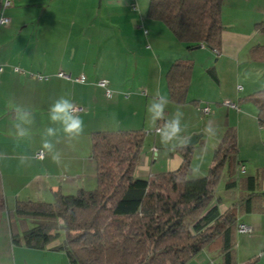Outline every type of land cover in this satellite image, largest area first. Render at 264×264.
<instances>
[{
    "label": "crops",
    "instance_id": "obj_1",
    "mask_svg": "<svg viewBox=\"0 0 264 264\" xmlns=\"http://www.w3.org/2000/svg\"><path fill=\"white\" fill-rule=\"evenodd\" d=\"M7 1L2 9L4 0H0V9L9 18L7 25L0 26V175L9 212L16 201H51L55 192L74 194L93 189L96 172L90 136L97 130L148 129L153 134L152 142L148 140L139 154L142 160L138 174L143 178L177 168L181 163L178 147L185 145L179 139L168 146L169 160L160 158L156 167L154 157L149 166L146 164L150 152L157 156L159 148H166L156 145L159 136L154 131L163 121L153 126L147 112L159 92L169 100L165 119L177 111L194 113L200 104H209L210 114L213 112L209 120H219L214 142L210 144L205 139L206 132L197 128L196 119L193 125H183L180 136L186 140L192 134H202L194 144L212 154L208 168L214 149L223 143L226 127L238 130L237 159L244 172L238 170L241 165L237 167L236 183L226 187V167L222 169L228 205L221 209L220 195L213 204L221 212L233 209L237 223L244 222L253 229L251 234L235 232L236 264L249 262L245 253H255L257 264H264V131L257 125L256 105L246 97L264 89V59H253L250 54L253 46L264 45V0H223L217 52L203 44L187 48L164 23L147 16L149 0ZM174 60L191 66L186 100L181 103L170 99L165 79ZM14 66L21 71H14ZM58 71L70 78L57 76ZM35 74L48 79H37ZM81 74L85 76L83 82L73 79ZM101 79L112 89L111 96L107 97L97 84ZM62 96L80 108L78 115L84 122V131L71 141L62 130L48 138L60 154L57 163L44 149L43 140L46 128L61 127L50 121L49 109ZM224 99L236 102L238 109L223 106ZM212 102L221 106L215 107ZM17 108L33 117V123L26 125L29 135L24 138L17 136L14 126ZM194 144L190 145L191 158ZM38 150L43 152L42 158L35 157ZM248 176H253V182L246 181ZM247 196L252 203L250 211L243 208ZM4 219V232L6 228L9 233L7 212ZM14 223L19 232L21 223L16 219ZM17 245L22 254L35 249ZM194 257L187 263L221 264L217 251L202 250Z\"/></svg>",
    "mask_w": 264,
    "mask_h": 264
},
{
    "label": "trees",
    "instance_id": "obj_2",
    "mask_svg": "<svg viewBox=\"0 0 264 264\" xmlns=\"http://www.w3.org/2000/svg\"><path fill=\"white\" fill-rule=\"evenodd\" d=\"M221 4L222 0H149L147 16L164 23L187 48L203 44L217 52ZM250 54L264 59V45L253 46ZM190 72L187 63H171L165 79L172 101L186 100ZM246 97L256 105L258 123H264V89ZM200 111L208 115L211 108L207 113L202 107ZM146 133L143 129L92 132L95 187L74 194L55 192L51 201H16L13 210L7 211L11 241L42 249L61 229L64 238L53 249L64 251L71 264H185L202 250L217 251L221 264H236V212H221L209 204L224 167L225 186L236 183L241 164L234 129L226 127L212 164L199 177L190 176V145L178 147L181 163L177 168L144 178L134 176ZM253 180L246 177L248 183ZM243 200L244 210L250 211V197ZM4 201L0 175V219ZM15 219L21 223L19 232Z\"/></svg>",
    "mask_w": 264,
    "mask_h": 264
},
{
    "label": "rangeland",
    "instance_id": "obj_3",
    "mask_svg": "<svg viewBox=\"0 0 264 264\" xmlns=\"http://www.w3.org/2000/svg\"><path fill=\"white\" fill-rule=\"evenodd\" d=\"M230 1L232 3L233 2L235 3V2H238L239 0H229V2ZM222 3H223V0H222ZM225 6L223 9L224 10L223 15L225 14ZM222 7L223 6L221 4V12H222ZM234 7H237V6H234ZM229 11L232 12V10H229ZM229 11H226V12L229 13ZM244 12H245V10H244ZM206 104H208V103L200 104V106L198 107V111H196L194 113H192L191 111L190 112H182L183 117L181 120V127H182L181 135L184 131L183 125H185L187 122L192 123V125H193L194 124L193 122H195L196 120H197V124H198L197 128L205 131L206 125L210 119V116L213 113L212 112L211 114H208V115H202V113L200 111V107H202V105H206ZM212 104L215 107L221 106V105H218L216 102H212ZM222 105L225 106L224 104H222ZM191 108L194 109V106H191ZM173 115L174 114H172V116ZM224 119H225V113L221 116V123H223ZM211 121H214V127L216 129V126H217L218 121H219L218 118L213 119ZM228 124H230V123H228ZM257 125L262 131H264V123H261V124L258 123ZM146 131H149V130L146 129ZM204 135H205V139L210 141V144H212V142H214V140L212 139L213 135H210L208 133H205ZM255 136H256V134H255ZM250 137L253 139L252 135H250ZM235 138L236 139L238 138V130H236V132H235ZM148 140H150L151 142L153 140V134L151 132H147L145 134L144 142L142 145V151L144 150V147L146 146V143L148 142ZM173 143H174V141H173ZM156 145L158 147H159V145H161L162 147H166V148H161V149L159 148V152H158L157 156L153 155L150 152L148 154V159L146 162L147 166H149L151 164V161L154 157L155 158L157 157V159H156L157 161L154 160V162L156 161V163H155L156 167L159 166L160 158H164L166 160H169L171 158V153H169V149H168V146L170 144L168 146L162 145L160 143V137H159ZM194 145L196 146V149L192 153L191 164H190V166H191L190 176L195 177V176L203 175V173L207 172V169H208L207 161L211 158L212 154L208 153V151H206L205 147L198 146L197 144H194ZM176 155L179 156V154H177V153H176ZM140 159L142 160L141 156L138 157L136 167L134 170V176H136V177H139L138 175H140V177H143L142 174H138L139 173L138 167L140 166V161H139ZM174 168H176V167H174ZM174 168H167V169L171 170ZM223 176H224V171H222L221 176L217 182L214 199L212 201H210V203H209V204H213L214 203L213 201L217 200L218 196L220 195L221 201H219V202H220V204H222V206H221L222 210L225 209L226 205H228V204H226V196L227 195L225 194V190H224V186H223ZM4 202H5V210H4L5 212L3 214V218L5 217L7 210L8 211L10 210V208H8L9 205L6 203V200ZM3 218L0 219V264H71L64 251L55 250V249L51 248V247L58 245L63 240V238H64L63 230L60 229L59 235L57 237L53 238L52 240H50V242L48 244L49 245L48 247L50 249H48L46 247H45L46 248L45 250H39V249L35 248V249L28 250L27 252H29V253L22 254V252H20L21 251L20 249H19L20 250L19 253H18V250L16 249V248H18L17 243L12 242V241L7 242V236L9 238V235H8L9 233H8L6 228H5V232H4L3 225L6 223H5V219L3 220ZM5 227H6V225H5ZM4 237H5V239H4ZM24 249H29V248L27 247ZM249 254L250 253L244 254L246 261L247 262L249 261L247 264H257L258 256L255 255V253H251L250 255ZM46 256H48V257H46ZM195 258L196 257H194L193 260H195ZM191 260L189 262H191ZM187 262L185 264H189ZM192 262H194V261H192Z\"/></svg>",
    "mask_w": 264,
    "mask_h": 264
},
{
    "label": "clouds",
    "instance_id": "obj_4",
    "mask_svg": "<svg viewBox=\"0 0 264 264\" xmlns=\"http://www.w3.org/2000/svg\"><path fill=\"white\" fill-rule=\"evenodd\" d=\"M169 104V100L166 95L160 94L159 92L150 101L147 112L149 113V118L153 126L157 124L158 121H163L161 126L154 127L156 135L160 137V143L164 146H168L173 141L180 140L181 144H185L186 140L180 139L182 127L181 120L183 113L177 111L171 118L165 119V108ZM79 109L76 105L66 97H60L57 99L49 109V119L53 124H59L61 127L57 129L55 127H48L44 133L43 147L52 153V159L54 162L59 163L60 154L54 151V145L49 137H55L57 132L62 130L65 136L71 141L79 137L84 131V122L78 115ZM16 120L15 128L17 131V136L24 138L29 135L28 128L26 125H31L33 123V117L30 112L22 110L20 108L16 109ZM205 132L210 135L216 134V129L214 127V121L209 120ZM63 224V220H60Z\"/></svg>",
    "mask_w": 264,
    "mask_h": 264
},
{
    "label": "built area",
    "instance_id": "obj_5",
    "mask_svg": "<svg viewBox=\"0 0 264 264\" xmlns=\"http://www.w3.org/2000/svg\"><path fill=\"white\" fill-rule=\"evenodd\" d=\"M6 5H8V1H7V0H4V2H3V6H2V7L6 6ZM2 9H3V8H2ZM2 9H0V26L7 25L8 22H9V18L3 14ZM2 70H3V67L0 65V73L2 72ZM13 70H14V71H21L18 67H13ZM56 75H57V76H60V77H67V78H70V76L67 75V74H65L63 71H58V72L56 73ZM35 77H36L37 79H48V76H46V75H41V74H35ZM73 79H74L75 81L82 82V81H84L85 76L81 74V75H79L78 77H75V78H73ZM97 84H98L100 87H102V88L104 89V94H105L107 97L111 96V94H112V90L108 87V84H107V81H106V80L101 79V80H99V81L97 82ZM239 88H240V87H239ZM222 103H223L224 105L228 106V107H232V108H236V109H238V107L236 106V104H235L233 101L229 100V99H224V100L222 101ZM77 108H78V107H77ZM78 109H80V108H78ZM208 111H209V106H208V105H204V106H202V112H203V113H207ZM35 157H37V158H42V157H43V152H42L41 150H38L37 152H35ZM238 170H239L240 173H243V172H244V166L241 165V166L239 167ZM236 231H237L238 233H242V234H251L252 231H253V229H252V227H251L250 225H248V224H246V223H244V222H238V223H237V226H236Z\"/></svg>",
    "mask_w": 264,
    "mask_h": 264
},
{
    "label": "water",
    "instance_id": "obj_6",
    "mask_svg": "<svg viewBox=\"0 0 264 264\" xmlns=\"http://www.w3.org/2000/svg\"><path fill=\"white\" fill-rule=\"evenodd\" d=\"M200 46V44L198 45ZM202 134H192L189 138L186 139V143L185 145H193L194 143H196L197 138L200 137Z\"/></svg>",
    "mask_w": 264,
    "mask_h": 264
}]
</instances>
